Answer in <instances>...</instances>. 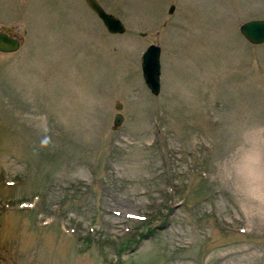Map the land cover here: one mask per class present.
<instances>
[{"label":"rangeland","instance_id":"1","mask_svg":"<svg viewBox=\"0 0 264 264\" xmlns=\"http://www.w3.org/2000/svg\"><path fill=\"white\" fill-rule=\"evenodd\" d=\"M99 1L125 33L85 0H0L23 40L0 52V264H264L231 182L264 166V43L240 32L264 0Z\"/></svg>","mask_w":264,"mask_h":264},{"label":"water","instance_id":"2","mask_svg":"<svg viewBox=\"0 0 264 264\" xmlns=\"http://www.w3.org/2000/svg\"><path fill=\"white\" fill-rule=\"evenodd\" d=\"M87 4L101 18L105 27L110 33L119 34L126 32L125 23L117 16L109 13L99 3L98 0H86ZM175 5H172L169 13H173ZM241 33L253 44L264 43V19H254L243 23L240 26ZM145 34V33H143ZM22 39L14 34V29L4 27L0 31V52L13 53L20 50ZM161 53L162 49L159 45L151 44L142 54V70L146 85L154 95H159L161 91ZM124 105L116 104L118 113L115 115L113 130H118L124 120L122 114Z\"/></svg>","mask_w":264,"mask_h":264},{"label":"bare ground","instance_id":"3","mask_svg":"<svg viewBox=\"0 0 264 264\" xmlns=\"http://www.w3.org/2000/svg\"><path fill=\"white\" fill-rule=\"evenodd\" d=\"M250 159L251 161H247L245 165L242 163V166H238L240 169L245 168L249 171V178L244 179L236 174L231 178V182H236L243 187L240 199L249 211L248 217L261 226L264 223V166L258 158ZM251 208L254 210L250 211Z\"/></svg>","mask_w":264,"mask_h":264},{"label":"trees","instance_id":"4","mask_svg":"<svg viewBox=\"0 0 264 264\" xmlns=\"http://www.w3.org/2000/svg\"><path fill=\"white\" fill-rule=\"evenodd\" d=\"M127 246H128V245H127ZM127 246H126V247H127Z\"/></svg>","mask_w":264,"mask_h":264}]
</instances>
